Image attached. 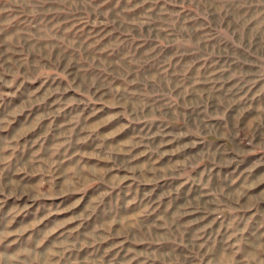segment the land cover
<instances>
[{"label":"rangeland","instance_id":"1","mask_svg":"<svg viewBox=\"0 0 264 264\" xmlns=\"http://www.w3.org/2000/svg\"><path fill=\"white\" fill-rule=\"evenodd\" d=\"M0 264H264V0H0Z\"/></svg>","mask_w":264,"mask_h":264},{"label":"crops","instance_id":"2","mask_svg":"<svg viewBox=\"0 0 264 264\" xmlns=\"http://www.w3.org/2000/svg\"><path fill=\"white\" fill-rule=\"evenodd\" d=\"M127 242H128L127 246L129 245V248H127V249L123 248L126 245L122 244L123 247H122V245H119L122 248L118 246V248L116 249L118 256L119 255L121 256V254L126 253V250H127V251H129V253L127 252L129 254V257L134 256V253H135L142 260H143V258L146 259L147 261L148 260L149 261L152 260V259H150L151 255H150V253H148L149 252L148 248H146V246L149 243V241L147 243V241H143V240L142 241H138V240H134L133 238H130ZM148 256H150V257H148Z\"/></svg>","mask_w":264,"mask_h":264}]
</instances>
